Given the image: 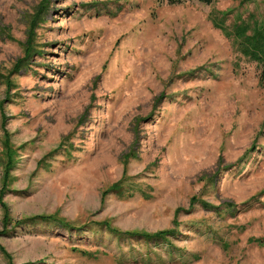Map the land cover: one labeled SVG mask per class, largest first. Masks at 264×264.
I'll list each match as a JSON object with an SVG mask.
<instances>
[{"label":"rangeland","instance_id":"obj_1","mask_svg":"<svg viewBox=\"0 0 264 264\" xmlns=\"http://www.w3.org/2000/svg\"><path fill=\"white\" fill-rule=\"evenodd\" d=\"M41 1L0 0V264H264L262 66L211 21L264 0H48L17 72Z\"/></svg>","mask_w":264,"mask_h":264},{"label":"trees","instance_id":"obj_2","mask_svg":"<svg viewBox=\"0 0 264 264\" xmlns=\"http://www.w3.org/2000/svg\"><path fill=\"white\" fill-rule=\"evenodd\" d=\"M185 1H193V0H161V2H165L169 5H178ZM196 1L202 4H205V5H210L214 0H196ZM47 5H48V0H42L40 2V5L37 7L33 16L30 19L28 38L24 44L25 56L19 61H17L14 66V69L17 72L21 71V68L23 67V63L29 57L32 56L31 52H32V42H33V38L35 34L34 30L36 26L38 25L37 23L43 20V14L45 10L48 8ZM211 21L215 28L219 29L224 34H226L229 37H232L235 40L236 44L240 46L242 50V54L244 56H247L248 58L251 59V61H255L260 66H262V71L260 74V82L262 85H264V33H255V34L253 33L252 35H247V32L249 31L250 27L247 23H244V22L238 25H235L232 28V31H229L227 28L224 27V22L221 19H217L216 17H213ZM59 148H61V145L58 147V149H56L55 151H52L51 153L46 155L42 160H40L38 162V167L44 166L46 164L45 161L47 160V158H52L54 154H56V151L59 150ZM3 155L5 158L4 163H3V179H4L3 183L5 185V182L8 179L10 171L14 168L13 158L14 156H16V149H14L12 145L9 144L8 139H5V142H4ZM217 173L218 172H216L215 174L217 175ZM122 181L123 180L121 179L119 182L113 184L107 192L116 191L121 186ZM195 203H201L203 206H209L206 204V202L199 200L197 197H192L189 200V207L192 208L195 205ZM226 208L229 210L231 208V205L226 204ZM182 211L183 209H177L175 211L176 216ZM4 212H6V209H4ZM4 221L7 222V224L9 222L7 213L4 214ZM36 222H54L64 228L73 229V227L67 221H65L64 219L58 218L56 215L35 216V217H32L31 219H28L27 221L19 222V224L21 223L33 224ZM174 224L176 225V227L178 226V223L176 220L174 221ZM102 226H105L110 232L116 235H123V236L135 238L137 240L152 241L155 243L166 240V239L175 238L179 234L176 229L158 230L153 233H149L146 231L120 232L116 229H111L108 224H102ZM9 232L10 231H7L6 234H8ZM0 249L3 250L1 247ZM78 252L85 256H93V254H90L86 251H78Z\"/></svg>","mask_w":264,"mask_h":264}]
</instances>
